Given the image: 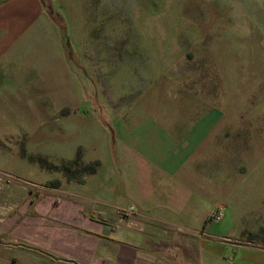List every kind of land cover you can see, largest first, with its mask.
<instances>
[{
  "label": "rangeland",
  "instance_id": "obj_1",
  "mask_svg": "<svg viewBox=\"0 0 264 264\" xmlns=\"http://www.w3.org/2000/svg\"><path fill=\"white\" fill-rule=\"evenodd\" d=\"M0 29V232L128 139L173 138L264 243V0H0Z\"/></svg>",
  "mask_w": 264,
  "mask_h": 264
},
{
  "label": "crops",
  "instance_id": "obj_2",
  "mask_svg": "<svg viewBox=\"0 0 264 264\" xmlns=\"http://www.w3.org/2000/svg\"><path fill=\"white\" fill-rule=\"evenodd\" d=\"M128 140L72 191L26 197L0 232L12 237L8 264H264V243L243 236L224 182L211 192L207 171L176 158V139L167 149ZM222 200V221L209 219Z\"/></svg>",
  "mask_w": 264,
  "mask_h": 264
},
{
  "label": "built area",
  "instance_id": "obj_3",
  "mask_svg": "<svg viewBox=\"0 0 264 264\" xmlns=\"http://www.w3.org/2000/svg\"><path fill=\"white\" fill-rule=\"evenodd\" d=\"M223 206H217L212 212H210L209 218L214 220H221L224 217V211ZM124 211H127L129 213H134L135 210L133 207L125 208Z\"/></svg>",
  "mask_w": 264,
  "mask_h": 264
},
{
  "label": "trees",
  "instance_id": "obj_4",
  "mask_svg": "<svg viewBox=\"0 0 264 264\" xmlns=\"http://www.w3.org/2000/svg\"><path fill=\"white\" fill-rule=\"evenodd\" d=\"M83 169H85L86 171H89V173H94L95 172V169L93 168L92 164L84 165Z\"/></svg>",
  "mask_w": 264,
  "mask_h": 264
}]
</instances>
